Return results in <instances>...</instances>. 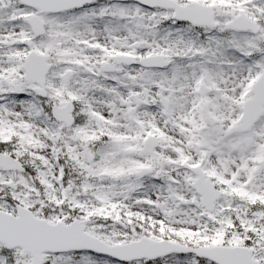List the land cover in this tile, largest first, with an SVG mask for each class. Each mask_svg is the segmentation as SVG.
<instances>
[{
  "label": "rangeland",
  "instance_id": "obj_1",
  "mask_svg": "<svg viewBox=\"0 0 264 264\" xmlns=\"http://www.w3.org/2000/svg\"><path fill=\"white\" fill-rule=\"evenodd\" d=\"M176 1L210 5L215 27L177 22L173 10L104 1L43 15L48 29L37 38L27 23L36 10L17 0H0V143L18 159L30 154L33 163L26 173L0 169V209L16 213L22 204L52 222L70 213L91 218L88 231L109 243L147 236L193 246H248L264 264V212L259 206L248 208L240 197L243 189L264 199V171L255 172L256 162L264 158V115L251 132L228 134L264 72V0ZM241 13L257 23V34L231 26ZM31 51L51 55L53 61L43 104L63 105L67 95L78 97L91 111L82 114L84 124L64 131L38 112L34 84L25 80L19 62ZM115 55L133 56L137 63L158 55L170 64L158 69L113 64V71L106 72L104 64ZM67 70L74 75L64 83L60 77ZM199 83L212 91L199 96ZM202 101L213 124L202 113ZM55 132L66 149L61 160L71 165L65 174L72 185L60 180ZM149 135L157 137L159 146L153 154H142ZM86 150L99 152L98 159L90 160ZM197 165L220 186L212 213L192 186L197 177L190 169ZM2 249L0 264L30 263L19 250ZM45 264L215 263L176 254L121 263L73 252L47 255Z\"/></svg>",
  "mask_w": 264,
  "mask_h": 264
},
{
  "label": "water",
  "instance_id": "obj_2",
  "mask_svg": "<svg viewBox=\"0 0 264 264\" xmlns=\"http://www.w3.org/2000/svg\"><path fill=\"white\" fill-rule=\"evenodd\" d=\"M25 1L39 6L31 0ZM38 58L42 59L41 57ZM46 69L41 77L36 80L40 84H43ZM255 90L258 95L246 107L243 117L245 123L238 127L237 130H246L252 126L262 113L264 81H261L260 84L258 83ZM68 118L67 113L63 111L59 113V120L68 121ZM0 165L6 170L22 169L17 161L3 154H0ZM215 198L214 196L213 199ZM213 205V202L210 201V209H213ZM87 222L75 221L70 225H65L64 223L50 224L46 220L36 218L23 207L18 208L17 216L0 211V242L10 249L20 247L23 256L30 255L32 257L31 264H43L44 253L46 252L58 253L70 250H89L115 257L121 261L156 258L172 252H195L199 256L216 261L218 264H259L251 257L248 248L243 247H205L195 249L178 243L169 241L158 242L147 238H143L140 242L109 245L85 232Z\"/></svg>",
  "mask_w": 264,
  "mask_h": 264
},
{
  "label": "trees",
  "instance_id": "obj_3",
  "mask_svg": "<svg viewBox=\"0 0 264 264\" xmlns=\"http://www.w3.org/2000/svg\"><path fill=\"white\" fill-rule=\"evenodd\" d=\"M3 146V144L2 143H0V150H3L2 147ZM25 157V161H26V163H29V164H33L32 163V161L30 160V159H28L26 156H24Z\"/></svg>",
  "mask_w": 264,
  "mask_h": 264
}]
</instances>
